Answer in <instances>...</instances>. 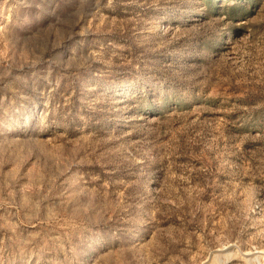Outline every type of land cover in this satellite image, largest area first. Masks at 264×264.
Segmentation results:
<instances>
[{
  "label": "rangeland",
  "instance_id": "374dc122",
  "mask_svg": "<svg viewBox=\"0 0 264 264\" xmlns=\"http://www.w3.org/2000/svg\"><path fill=\"white\" fill-rule=\"evenodd\" d=\"M0 264H264V0H0Z\"/></svg>",
  "mask_w": 264,
  "mask_h": 264
}]
</instances>
